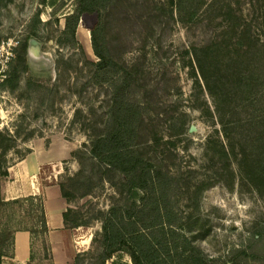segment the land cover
Wrapping results in <instances>:
<instances>
[{
  "label": "rangeland",
  "instance_id": "1",
  "mask_svg": "<svg viewBox=\"0 0 264 264\" xmlns=\"http://www.w3.org/2000/svg\"><path fill=\"white\" fill-rule=\"evenodd\" d=\"M75 6V0L0 1V43L19 40L20 51L24 44L28 47L34 37L30 33L36 29L38 37L34 38L44 54L39 61L26 55L29 69L22 73L16 91L0 89V131L15 135L17 146L7 155L10 164L31 151L35 140H44L55 158L54 167L60 170L56 180L72 193L68 228L74 238L85 241L91 236L88 250L76 264H100L96 258L99 246L93 241L102 230L100 219L78 227L74 223L107 210L117 195L109 182L98 181V175L87 178L91 168L87 154L92 139L104 130L111 89L92 79L97 56L90 29L97 14L81 17L75 46L62 36L65 16ZM243 8L248 14L250 7L245 4ZM172 10L171 0H118L103 14L104 33L112 56L132 68L148 91V114L140 135L142 152L167 164V172L180 178L182 187L174 204L182 226L174 244L181 252L194 249L222 264L236 250H257L254 236H264V190L242 187L238 177L230 175L216 179L218 172L207 150L214 125L204 111L207 106L213 108V101L207 92L195 88L187 53L192 44L207 39L208 31L205 23L180 21ZM38 12L40 21L35 17ZM28 79L50 88L45 101L30 98ZM191 125L196 126L195 132L190 131ZM52 172L56 169L50 164L43 167V178ZM90 182L95 184L92 193L85 194ZM203 185V191L195 194ZM43 238L39 235L34 241L32 264L51 263L44 258L47 243ZM106 264L133 263L120 252Z\"/></svg>",
  "mask_w": 264,
  "mask_h": 264
},
{
  "label": "trees",
  "instance_id": "2",
  "mask_svg": "<svg viewBox=\"0 0 264 264\" xmlns=\"http://www.w3.org/2000/svg\"><path fill=\"white\" fill-rule=\"evenodd\" d=\"M117 1L75 0V9L65 16L62 31L64 40L75 46L81 17L97 14V22L90 29L97 56L92 79L96 84L107 83L111 89L104 130L92 139L87 154L91 164L87 178L92 180L98 175V181L109 182L117 195L107 210L75 222L74 227L100 219L102 230L93 236L99 246L96 258L100 264H106L120 252L126 253L133 264H218L196 254L194 249L181 252L174 244L182 226L174 197L182 185L178 176L167 172V164L148 158L140 148L141 129L149 108L148 91L132 68L112 56L104 33L103 14ZM171 3L172 13L175 11L180 21L205 23L208 31L207 39L192 44L187 53L195 88L207 92L213 101V108L207 106L204 111L214 125L207 139V150L211 151V162L218 172L216 179L221 181L227 175L232 179L238 177L240 186L262 191L264 0H171ZM245 4L250 7L248 14L243 10ZM39 15L38 12L35 16L37 21ZM37 33L33 29L30 34L38 37ZM19 45L0 89L16 91L22 73L29 69L27 44L18 51ZM26 88L30 98L42 102L50 93L48 86L31 79L26 81ZM16 146L14 134L0 131V264L11 262L15 233L21 230L31 233V258L27 264L35 259L34 241L39 235L47 243L44 258L54 264L42 197L5 200L2 195V181L9 176L7 155ZM59 185L69 202L72 193ZM94 185L90 182L85 194H91ZM204 186L195 189V194H200ZM70 211L68 208L63 214L67 227ZM254 240L257 250H236L231 260L222 264H249L251 260L264 264L263 234L255 235ZM81 254L75 257V264Z\"/></svg>",
  "mask_w": 264,
  "mask_h": 264
},
{
  "label": "crops",
  "instance_id": "3",
  "mask_svg": "<svg viewBox=\"0 0 264 264\" xmlns=\"http://www.w3.org/2000/svg\"><path fill=\"white\" fill-rule=\"evenodd\" d=\"M55 158L44 140H35L31 151L9 166V176L2 182V195L5 200L28 196L42 197L47 225L48 240L54 264H75V257L84 253L90 246L89 236L85 241L74 238L64 221L63 214L69 204L63 196L54 167ZM56 169L52 176L43 178V167ZM85 246L82 248L83 243ZM31 233L21 230L15 233L14 256L7 264H27L31 258Z\"/></svg>",
  "mask_w": 264,
  "mask_h": 264
},
{
  "label": "built area",
  "instance_id": "4",
  "mask_svg": "<svg viewBox=\"0 0 264 264\" xmlns=\"http://www.w3.org/2000/svg\"><path fill=\"white\" fill-rule=\"evenodd\" d=\"M20 41L8 39L0 43V82L6 77L11 61L16 56Z\"/></svg>",
  "mask_w": 264,
  "mask_h": 264
},
{
  "label": "water",
  "instance_id": "5",
  "mask_svg": "<svg viewBox=\"0 0 264 264\" xmlns=\"http://www.w3.org/2000/svg\"><path fill=\"white\" fill-rule=\"evenodd\" d=\"M27 55L31 61H39L44 58V54L41 51V43L34 37L28 41ZM196 130L195 125L190 126L191 132H195Z\"/></svg>",
  "mask_w": 264,
  "mask_h": 264
}]
</instances>
